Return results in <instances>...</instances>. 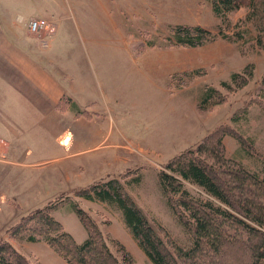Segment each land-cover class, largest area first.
<instances>
[{
  "label": "rangeland",
  "instance_id": "1",
  "mask_svg": "<svg viewBox=\"0 0 264 264\" xmlns=\"http://www.w3.org/2000/svg\"><path fill=\"white\" fill-rule=\"evenodd\" d=\"M246 4L229 13L227 25H221L210 0H138L126 5L120 27L114 29L88 10L94 6L91 0H0V11L25 23L28 34L45 45L44 66L66 92L58 105L64 109L56 128L64 130L59 140L70 132L67 136L74 145L66 155L68 151L53 141L56 130L28 133L23 142L31 146L54 143L33 146L30 160L65 158L42 165V171L30 170L41 177V184L46 179L51 194L0 196V242L8 241L31 264H67L44 240L26 239L34 228V221L26 223V218L69 197L98 223L104 239L122 244L135 264H152L117 213L77 196L81 189L117 179L149 220L162 226L176 244L185 245L188 236L166 204L159 171L224 127L234 128L245 142L223 135L215 161L252 171L264 159V38L245 21ZM29 18L46 19L51 31L30 32ZM178 25H198L225 36L197 47L170 46L166 39ZM234 73L238 77L233 80ZM234 115L237 121H232ZM6 183L0 178V192ZM16 184L20 181H11V186ZM185 187L199 192L189 183ZM69 203H60L51 214L81 243L87 232L76 213L66 210ZM22 223V231L13 236V228ZM110 247L120 256L117 246Z\"/></svg>",
  "mask_w": 264,
  "mask_h": 264
},
{
  "label": "trees",
  "instance_id": "2",
  "mask_svg": "<svg viewBox=\"0 0 264 264\" xmlns=\"http://www.w3.org/2000/svg\"><path fill=\"white\" fill-rule=\"evenodd\" d=\"M210 1L221 25H227V15L246 2L244 19L252 22L261 35L258 36L264 38V0ZM171 30L166 39L170 46L197 47L225 36L221 31L213 33L198 25H178ZM236 77L237 73L231 75L233 80ZM261 85L264 88V74ZM212 91L209 89V93ZM236 116L232 121H237ZM225 134L233 135L240 143L245 142L234 128H220L195 149L176 155L158 173L166 204L188 236L185 245L176 244L162 226L149 220L117 179L81 189L77 196L102 203L117 213L152 264H264V159L257 158L261 160L260 166L252 171L242 165L232 167L215 161L214 153ZM133 181L138 184L140 177ZM185 183L197 187L199 192L192 193ZM65 200L70 202L69 208L87 232L81 243H77L51 214ZM29 221H34V228L26 239L30 242L44 240L67 264H135L122 244L115 239H104L98 223L75 199L66 197L36 209L26 218V223ZM22 226L23 223L16 225L12 235L19 234ZM110 244L117 246L120 256L112 251ZM0 264L31 263L4 240L0 242Z\"/></svg>",
  "mask_w": 264,
  "mask_h": 264
},
{
  "label": "crops",
  "instance_id": "3",
  "mask_svg": "<svg viewBox=\"0 0 264 264\" xmlns=\"http://www.w3.org/2000/svg\"><path fill=\"white\" fill-rule=\"evenodd\" d=\"M137 1L91 0L94 6H89L88 10L93 15L107 19L109 27L118 29V21L127 10L126 5ZM46 11L49 13L51 9ZM20 23L10 20L6 13L0 11V178L7 181L5 191H1L0 196H6V199L51 194L52 191H46V179L42 178L44 181L41 184V177L33 172L31 174L30 170L35 168L33 170L42 171V165L65 158L63 155L55 159L30 160L34 145L23 142L28 133L40 129L56 130L53 141L68 151L66 155L71 153L70 149L74 146L73 139L70 141L67 136L70 132H66V139L60 141L61 137L64 138V130L60 132L56 129L64 114V109L58 108L66 93L62 82L44 66L41 52L45 45L28 34L25 23ZM50 38L51 35L47 44ZM66 113L72 114V109L68 108ZM78 119L76 117L74 122ZM54 143H37L34 148L46 147L48 144L53 147ZM1 172L4 174L1 175ZM10 180L20 181V184L13 187ZM3 202L7 203V200ZM9 204L14 207L15 201L10 200ZM66 210L73 212L69 207Z\"/></svg>",
  "mask_w": 264,
  "mask_h": 264
},
{
  "label": "built area",
  "instance_id": "4",
  "mask_svg": "<svg viewBox=\"0 0 264 264\" xmlns=\"http://www.w3.org/2000/svg\"><path fill=\"white\" fill-rule=\"evenodd\" d=\"M27 27L30 32L37 33L43 30H50L49 22L44 18H33L27 22ZM1 156V152H0Z\"/></svg>",
  "mask_w": 264,
  "mask_h": 264
}]
</instances>
